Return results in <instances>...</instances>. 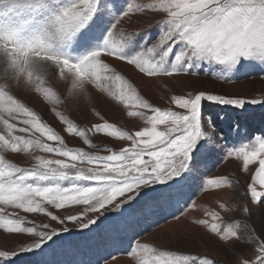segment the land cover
<instances>
[{
    "label": "snow or ice",
    "instance_id": "snow-or-ice-1",
    "mask_svg": "<svg viewBox=\"0 0 264 264\" xmlns=\"http://www.w3.org/2000/svg\"><path fill=\"white\" fill-rule=\"evenodd\" d=\"M147 12L161 16L151 45L147 44V33L145 39H136V32L126 33L123 28L117 32L125 18ZM105 58L124 62L150 78L197 75L214 66L227 83L248 69L264 72V0H151L146 4L135 0H0V153H23L34 160L30 167H20L0 154V205L39 213L62 225L64 220L47 211L45 205L57 210L85 206L80 215L68 214L65 218L69 222L88 213L103 216L102 210L119 197L125 199L116 203L114 210L140 197L146 198L147 207L185 186L202 155L213 151L215 126L209 118L213 131L204 130L203 102L237 109L264 103L199 92L171 97L172 104L183 111L164 110L142 99ZM52 77L70 79L69 97L86 92L89 85L106 93L129 109L128 117H138L146 126L129 133L95 113L102 123L78 127L55 110L63 101L50 85ZM21 83L48 103L65 125L66 134L79 138L85 147H68L53 127L14 97L11 89ZM90 134L128 144L119 150L98 149ZM101 151L107 154H99ZM225 155L241 161L244 172L250 165H258L247 192L251 204L264 207V137L232 148ZM257 183L262 191L257 190ZM231 186L226 178L208 179L205 190ZM219 208L231 211L223 203ZM4 211L0 207V214ZM242 213L250 216L251 208L243 206ZM17 215H0V229L39 237L34 244L22 247L21 253L41 250L61 234L56 229L37 230L50 228L47 224L23 227L27 221L11 218ZM205 215L208 219L194 223L222 243L235 241L251 249L249 258L235 253L238 264H264V237L254 228L239 221L225 224L216 211L206 210ZM98 219L81 223L80 229H89ZM16 255L0 252L3 261ZM128 255L136 264H215L208 257L159 251L147 244L135 245Z\"/></svg>",
    "mask_w": 264,
    "mask_h": 264
},
{
    "label": "rangeland",
    "instance_id": "rangeland-1",
    "mask_svg": "<svg viewBox=\"0 0 264 264\" xmlns=\"http://www.w3.org/2000/svg\"><path fill=\"white\" fill-rule=\"evenodd\" d=\"M149 2L151 0H135V3L141 4ZM159 19H161L159 14L151 12L133 15L130 20L125 18L121 25L117 26V32L121 28L126 33L136 32L139 34L136 39H145L144 34L147 33V44L151 45L157 37L156 22ZM105 59L118 74L133 85L142 99L164 110L183 111L172 104L171 97H187L189 94L195 95L199 92L264 102V72L258 68L242 71L230 82L225 83L224 79L220 78L223 74L214 66L203 68L197 75L150 78L124 62ZM50 85L63 101L55 106V110L61 112L78 127L88 128L92 124L102 123L103 121L95 113H99L105 121L129 133L139 131L146 126L138 117H128L129 109L90 85L87 86L86 92H77L71 97L68 95L70 79L60 80L52 77ZM11 94L53 127L65 139L68 147H85L79 138L66 134L65 125L50 110V105L31 89L25 88L23 83L19 87L13 86ZM209 118L215 126L214 135L217 141L213 151L202 155L201 163L197 166L192 180L185 186L152 201L147 207L144 205L146 198L140 197L130 205L125 204L122 209L114 210L115 204L125 199L119 197L112 205L102 210L103 216L99 213H88L81 220L69 222L65 217L68 214L80 215L85 206L57 210L45 205L47 211L64 220L62 225L39 213H24L22 210L0 205L5 208L4 213L0 215L17 213V216L11 218H23L27 221L22 225L23 227L47 224L50 228L37 227V230L47 232L56 229L61 233L54 237L53 241L44 244L41 250L21 253L22 247L34 244L39 237L9 234L0 229V252L17 253L10 261H3L0 258V264H136L128 253L137 244H147L159 251L208 257L213 259L215 264H238L236 252L242 253L245 258L251 257L252 251L247 246L235 241L231 244L222 243L194 221L208 219L205 215L206 210L216 211L223 217L225 224L237 221L247 223L256 230L257 234L264 237V207L251 204L250 194L247 192L258 165L252 164L249 166V171L244 172L241 161L226 158L225 155L232 148L251 144L255 139L264 137V103H249L243 109H237L203 102L204 130L212 132L213 129L208 123ZM0 132H3L2 126ZM90 139L98 149L119 150L128 144L127 141L122 142L102 135L90 134ZM85 150L94 151L90 148ZM0 154L20 167H30L34 163L31 155L11 152ZM35 154L49 156L40 152ZM99 154L107 153L101 151ZM49 158L56 157L49 156ZM215 178H226L231 181L232 186L205 190L206 181ZM256 187L258 191H262L258 183ZM220 203L225 204L231 211L223 212L219 208ZM192 204L195 205L194 208L191 207ZM186 205H188L187 209H185ZM245 205L251 208L250 216H244L242 213V207ZM98 216L96 225H92L89 229H80L81 223ZM174 216L180 218L174 219ZM65 226L68 228L67 232L63 231Z\"/></svg>",
    "mask_w": 264,
    "mask_h": 264
}]
</instances>
